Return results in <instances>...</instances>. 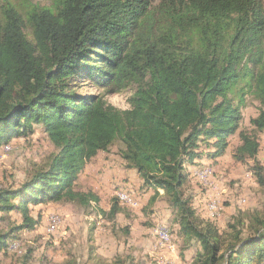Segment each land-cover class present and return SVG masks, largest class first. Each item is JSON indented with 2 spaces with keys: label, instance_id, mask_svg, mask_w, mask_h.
<instances>
[{
  "label": "trees",
  "instance_id": "1",
  "mask_svg": "<svg viewBox=\"0 0 264 264\" xmlns=\"http://www.w3.org/2000/svg\"><path fill=\"white\" fill-rule=\"evenodd\" d=\"M50 1L24 11L7 0L0 6V147L40 126L56 150L47 169L17 188H0V254L35 229L30 206L97 205L95 193L73 187L85 166L119 140L125 168L152 192L151 202L159 189L167 196L184 247L199 246L196 262L264 264V207L251 220V234L237 231L225 245L183 193L186 165L223 157L247 94L261 106L250 124L264 131V0ZM86 86L133 88L129 108L79 93ZM238 137L233 159L252 160L264 187L258 142L243 132Z\"/></svg>",
  "mask_w": 264,
  "mask_h": 264
},
{
  "label": "rangeland",
  "instance_id": "2",
  "mask_svg": "<svg viewBox=\"0 0 264 264\" xmlns=\"http://www.w3.org/2000/svg\"><path fill=\"white\" fill-rule=\"evenodd\" d=\"M4 1L0 0V6ZM7 1L19 11L32 5L48 6L51 3L50 0ZM158 1L155 0V4ZM133 91V88H127L109 93L106 89L89 86L79 89L82 94L102 96L118 110L129 108L128 99ZM260 109L259 102L247 94L238 129L228 139L223 157L217 161L202 157L185 166L184 195L191 197L196 215L217 230L225 245L232 241L237 231L241 238L251 234V220L260 215L264 207V187L257 184L252 173L253 161L240 163L233 159L238 135L243 132L258 142L255 162L264 169V131L257 132L250 124ZM122 149L121 142L115 140L102 154L106 160L111 159L110 171H100L89 180L84 176L73 187L77 192H92V187L97 185L101 191L97 205L59 201L39 208L30 206L31 216L38 219L35 229L22 232L18 241L11 243V250L0 255V264H23L28 251L31 256L27 264H99L98 260L102 261L100 264H194L199 246L192 241L190 248H185L178 238V224L163 190L159 189V197L151 202L153 194L143 187L137 174L134 171L130 175L123 174L125 163L119 156ZM208 150L211 149L200 146V151L206 153ZM55 152L40 126H33L31 132L3 145L0 147V188H17L36 171L47 169ZM197 170L208 171L211 175L199 179L195 175ZM114 204L116 212L111 215L109 211ZM212 205L215 208L210 210ZM51 215H55V224L59 225L54 233L53 228L47 226ZM11 217L13 222L21 220L15 213ZM156 230L167 232L166 239H162ZM99 250L115 255L106 262L108 259H97Z\"/></svg>",
  "mask_w": 264,
  "mask_h": 264
},
{
  "label": "crops",
  "instance_id": "3",
  "mask_svg": "<svg viewBox=\"0 0 264 264\" xmlns=\"http://www.w3.org/2000/svg\"><path fill=\"white\" fill-rule=\"evenodd\" d=\"M104 153H106V152H99L89 163H88V165L87 166H85V168L83 169V171L80 173V175H79V177H78V180L77 181H80L84 176H87L86 177V179H88L89 180V178H91V177H96V175L98 174V172H100L101 171V173H106L107 171H110V166H112V163L110 164V162H111V159H109V160H106L103 156H102V154H104ZM103 161H106V162H103ZM124 172H123V174L124 175H130V174H132L133 173V170H123ZM103 175V174H102ZM102 175H101V177H102ZM136 177H137V175H136ZM105 179L104 180H106V176L104 177ZM138 178V177H137ZM101 180H103L102 178H101ZM103 180V181H104ZM91 186H93V185H91ZM92 192L93 193H97L96 195L97 196H99L98 194H100L101 193V191H100V189H98V186L97 185H95V186H93L92 187ZM54 202H52V204H53ZM99 203V202H98ZM47 205L46 206H49L50 204H51V202H49V203H46ZM40 206H44V204H39V205H37V207L39 208ZM47 222H48V220H47ZM167 228H168V226H167ZM1 255V254H0ZM114 255H115V253H112L111 251H109V252H103L102 250H99V251H97V256H99V257H97V259H101V260H103V259H108V261H106V262H109V261H111V259L114 257ZM100 256H102V257H100ZM103 258V259H102ZM100 262H102V261H99L98 260V263L100 264Z\"/></svg>",
  "mask_w": 264,
  "mask_h": 264
},
{
  "label": "bare ground",
  "instance_id": "4",
  "mask_svg": "<svg viewBox=\"0 0 264 264\" xmlns=\"http://www.w3.org/2000/svg\"><path fill=\"white\" fill-rule=\"evenodd\" d=\"M199 179H205V178H208L209 177V175H211L210 174V172H208V171H198L197 170V173L195 174ZM209 180V179H208ZM215 207H214V205H212V206H210L209 207V209L210 210H213ZM164 234H161V238L162 239H166V236H167V232H163ZM162 241V240H161ZM169 241V240H168ZM168 243V242H167Z\"/></svg>",
  "mask_w": 264,
  "mask_h": 264
},
{
  "label": "built area",
  "instance_id": "5",
  "mask_svg": "<svg viewBox=\"0 0 264 264\" xmlns=\"http://www.w3.org/2000/svg\"><path fill=\"white\" fill-rule=\"evenodd\" d=\"M123 197H126L127 196H123ZM47 226L53 228V233L57 230V228L59 227V225H56L55 224V215H51L48 219V222H47ZM157 232H160L161 234H164L162 231H159V230H156Z\"/></svg>",
  "mask_w": 264,
  "mask_h": 264
}]
</instances>
